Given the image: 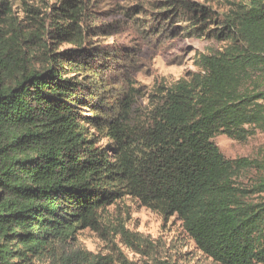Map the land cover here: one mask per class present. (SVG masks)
Segmentation results:
<instances>
[{"label": "trees", "instance_id": "trees-1", "mask_svg": "<svg viewBox=\"0 0 264 264\" xmlns=\"http://www.w3.org/2000/svg\"><path fill=\"white\" fill-rule=\"evenodd\" d=\"M226 1L222 12L158 2L156 16L175 38L227 46L200 54L198 70L172 85L142 93L116 70L133 61L131 48L111 49L108 30L96 25L105 0H0V264H134L117 249L116 259L65 252L85 230L135 246L124 226L104 223L128 196L178 217L214 263L264 264V198L254 199L264 194V156L228 159L214 142L264 133V0ZM166 32L144 29L157 39ZM249 170L255 182L238 185Z\"/></svg>", "mask_w": 264, "mask_h": 264}, {"label": "rangeland", "instance_id": "rangeland-1", "mask_svg": "<svg viewBox=\"0 0 264 264\" xmlns=\"http://www.w3.org/2000/svg\"><path fill=\"white\" fill-rule=\"evenodd\" d=\"M54 1L51 0V3ZM159 1L163 0H105L94 15L96 25L108 30L102 38L105 45L111 49L131 48L130 56L133 61L117 64L116 70L119 69L118 73H122L125 69V77L136 88L141 89L142 93H149L161 84L172 85L188 72L198 70L195 63L200 54L216 53L227 46L226 43L217 41L182 36L175 38L176 34L172 32L176 28L166 25L162 17L156 16V13L162 11ZM190 1L211 7L216 12L230 9L226 0ZM134 5H144L146 9L137 18L127 17L126 12ZM17 11H22L20 4L17 5ZM151 25L162 26L167 32L159 39L153 35L149 37L144 29ZM112 76L113 71H109L105 77ZM136 101V109L143 110L148 104L147 99L141 96ZM214 142L228 159H262L264 156V133L261 132L244 143L234 141L224 134L217 135ZM257 177L255 170L245 171L238 177L237 184L251 186ZM261 198H264V194L254 199ZM104 220L105 226H124L130 235L135 236V246L116 236L114 232L108 234L107 231L85 230L79 233L75 242L66 246L65 252L69 254L87 250L116 259L115 251L119 250L134 264H144L154 258L168 259L175 264H216L198 249L178 217L165 218L143 207L132 197H125L109 207ZM115 264L122 263L116 261Z\"/></svg>", "mask_w": 264, "mask_h": 264}]
</instances>
